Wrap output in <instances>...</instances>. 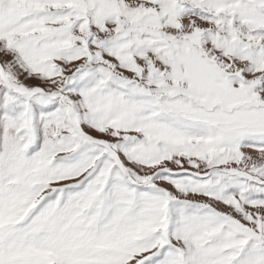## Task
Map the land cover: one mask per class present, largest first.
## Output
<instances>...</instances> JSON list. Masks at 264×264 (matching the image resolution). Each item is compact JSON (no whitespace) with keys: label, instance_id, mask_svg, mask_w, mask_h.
Masks as SVG:
<instances>
[{"label":"snow or ice","instance_id":"obj_1","mask_svg":"<svg viewBox=\"0 0 264 264\" xmlns=\"http://www.w3.org/2000/svg\"><path fill=\"white\" fill-rule=\"evenodd\" d=\"M0 264H264V0H0Z\"/></svg>","mask_w":264,"mask_h":264}]
</instances>
